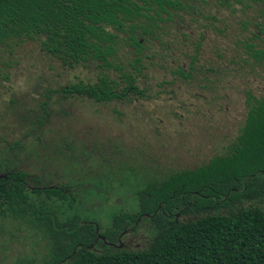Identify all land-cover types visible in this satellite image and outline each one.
Returning <instances> with one entry per match:
<instances>
[{"label":"rangeland","instance_id":"obj_1","mask_svg":"<svg viewBox=\"0 0 264 264\" xmlns=\"http://www.w3.org/2000/svg\"><path fill=\"white\" fill-rule=\"evenodd\" d=\"M192 3L162 23L158 38L143 41L140 52L128 32L119 33L112 64L139 67L143 94L107 103L59 101L54 94L35 130L29 122L40 115L47 90L93 82L99 71L117 78L119 71L95 62L63 65L35 38L0 45V161L15 160L42 184L72 181L77 211L105 226L114 211L134 206L136 178L194 168L224 153L243 124L246 92L264 95V4ZM242 204L264 208L259 199ZM140 232L123 241L141 244L146 231ZM46 250L47 237L27 219L0 216V264L40 258Z\"/></svg>","mask_w":264,"mask_h":264},{"label":"trees","instance_id":"obj_2","mask_svg":"<svg viewBox=\"0 0 264 264\" xmlns=\"http://www.w3.org/2000/svg\"><path fill=\"white\" fill-rule=\"evenodd\" d=\"M194 1L0 0V45L35 38L63 65L95 62L119 71L117 78L99 71L93 82L47 90L40 115L29 122L33 130L44 125L54 94L59 101L84 97L96 103L143 94L136 84L139 67L126 71L112 64L119 33L128 32L140 52L143 41L158 38L162 23L193 9ZM216 1L226 7L232 1L264 4ZM195 46L198 50L200 42ZM176 73L189 77L182 68ZM245 106L243 124L224 153L194 168L136 178L134 206L114 211L105 226L77 211L72 181L42 184L15 160H1L0 216L27 219L47 237L42 257L16 264H264V208L242 204L264 202V95L247 91ZM130 227L133 234L145 229L142 243L119 247L120 233Z\"/></svg>","mask_w":264,"mask_h":264},{"label":"flooded vegetation","instance_id":"obj_3","mask_svg":"<svg viewBox=\"0 0 264 264\" xmlns=\"http://www.w3.org/2000/svg\"><path fill=\"white\" fill-rule=\"evenodd\" d=\"M135 234H137V233H134V235H135ZM129 235H133L132 227H130V229H128V230H124V231H122V232L120 233V235H119V237H118V241H119L121 247H122V246H128L129 244H131V243H129V241H131V240H129L128 242H124V241H123V239H124L126 236H129ZM139 245H140V243H137V244H136V246H139Z\"/></svg>","mask_w":264,"mask_h":264},{"label":"water","instance_id":"obj_4","mask_svg":"<svg viewBox=\"0 0 264 264\" xmlns=\"http://www.w3.org/2000/svg\"><path fill=\"white\" fill-rule=\"evenodd\" d=\"M0 177H5V175H4V174H2V175H0ZM118 246L120 247V244H119Z\"/></svg>","mask_w":264,"mask_h":264}]
</instances>
